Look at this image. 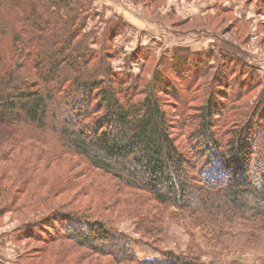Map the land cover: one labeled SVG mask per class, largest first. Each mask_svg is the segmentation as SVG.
I'll return each instance as SVG.
<instances>
[{"label": "trees", "instance_id": "1", "mask_svg": "<svg viewBox=\"0 0 264 264\" xmlns=\"http://www.w3.org/2000/svg\"><path fill=\"white\" fill-rule=\"evenodd\" d=\"M74 16L69 0H0V160L83 159L112 178L116 191L147 195L149 212H139L135 226L146 237L161 231L152 224L162 222L159 213L202 232L210 219L251 210L264 217V94L241 110L245 91L236 73L244 75L242 59L221 53L203 95L185 93L183 101L185 90H169L172 82L162 72L144 85L115 74L109 53L79 39ZM186 51L175 49L165 60L181 85L189 83L187 75L202 74L199 55ZM162 91L183 102L175 112ZM188 98L201 101L195 115L184 114ZM175 130H184V147ZM40 142L43 149L31 148ZM46 219L72 223L66 236L116 264H206L194 244L185 253L141 260L105 220L58 210Z\"/></svg>", "mask_w": 264, "mask_h": 264}, {"label": "rangeland", "instance_id": "2", "mask_svg": "<svg viewBox=\"0 0 264 264\" xmlns=\"http://www.w3.org/2000/svg\"><path fill=\"white\" fill-rule=\"evenodd\" d=\"M69 1L76 13L75 25L81 27L79 39L94 52L109 53L108 66L129 82L136 80L144 85L155 71L162 72L172 82L169 90H185L179 95L184 101L185 93L203 95L202 87L221 66L222 53L242 59L246 67L242 68L244 75L236 73V82L245 91L242 111L250 110L264 94V0H217L212 12H205V6L199 7L193 0H125L136 9L139 20L143 12L151 16L148 27L135 25L136 28L120 19L115 10L111 11L114 16L107 17L99 0ZM40 13L43 12L39 10ZM115 27H121L122 32L118 34ZM123 38V43L117 45ZM175 49L199 55L200 78L189 74V83L181 85L177 77L169 74L165 63ZM135 51L136 56H132ZM223 91L230 92L228 88ZM173 95L170 91L159 94L170 104L171 112H175L178 102L183 103ZM200 102L188 98L184 114L195 115ZM183 131L174 132L180 148L186 142L180 136ZM34 145L43 149L44 144H33L31 148L36 150ZM115 183L76 157L0 160V264H116L66 236L65 228L72 223L46 219L57 210L90 221L105 220L108 227L126 237L141 260L158 258L163 251L185 253L194 244L206 264H264V217L252 210L241 218L221 217L217 222L210 219L203 225L204 232L190 227L182 218L159 213L162 222L153 220L152 224L161 231L146 237L135 226L139 212H149L147 195L116 191Z\"/></svg>", "mask_w": 264, "mask_h": 264}, {"label": "crops", "instance_id": "3", "mask_svg": "<svg viewBox=\"0 0 264 264\" xmlns=\"http://www.w3.org/2000/svg\"><path fill=\"white\" fill-rule=\"evenodd\" d=\"M193 1L197 3L199 7L205 6L206 8L205 12H212L213 6L217 4V0H193ZM99 2L104 6V9L101 6L100 9L101 11L104 10V13L107 17L111 18L112 16H114V14H111V11L115 10L120 14V16L118 17H120V19H122L123 21L128 22L129 26L135 28L138 25L148 27V20L150 19L149 17H151L150 14H145L144 12L143 13L140 12L142 14L141 15L142 18L141 20H139V18L135 15L137 13L136 9L130 7L128 3L125 2V0H118V1L99 0ZM112 3H114L115 6L111 5ZM121 29H122L121 27H117L115 31L117 30L119 34L120 32H122ZM123 40L124 38L122 40H118L117 45H121L123 43Z\"/></svg>", "mask_w": 264, "mask_h": 264}]
</instances>
